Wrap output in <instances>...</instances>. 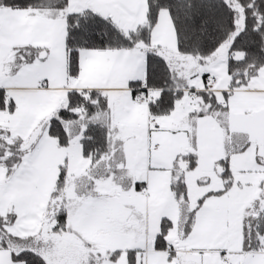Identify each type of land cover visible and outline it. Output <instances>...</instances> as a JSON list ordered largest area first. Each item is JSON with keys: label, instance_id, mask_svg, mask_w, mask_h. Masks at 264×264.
<instances>
[{"label": "snow or ice", "instance_id": "snow-or-ice-1", "mask_svg": "<svg viewBox=\"0 0 264 264\" xmlns=\"http://www.w3.org/2000/svg\"><path fill=\"white\" fill-rule=\"evenodd\" d=\"M0 264H264V0H0Z\"/></svg>", "mask_w": 264, "mask_h": 264}]
</instances>
